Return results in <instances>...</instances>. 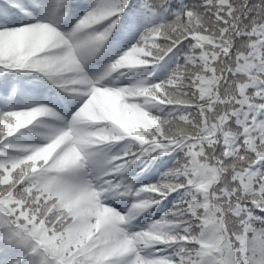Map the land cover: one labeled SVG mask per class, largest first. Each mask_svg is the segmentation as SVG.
<instances>
[{
    "label": "snow or ice",
    "instance_id": "obj_1",
    "mask_svg": "<svg viewBox=\"0 0 264 264\" xmlns=\"http://www.w3.org/2000/svg\"><path fill=\"white\" fill-rule=\"evenodd\" d=\"M0 264H264V0H0Z\"/></svg>",
    "mask_w": 264,
    "mask_h": 264
}]
</instances>
